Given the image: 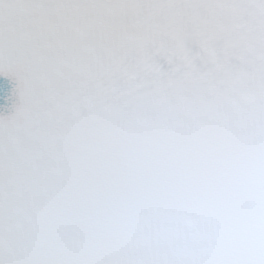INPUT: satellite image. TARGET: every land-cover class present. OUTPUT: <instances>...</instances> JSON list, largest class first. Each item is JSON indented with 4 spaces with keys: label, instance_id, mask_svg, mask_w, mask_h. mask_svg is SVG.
Returning a JSON list of instances; mask_svg holds the SVG:
<instances>
[{
    "label": "snow or ice",
    "instance_id": "6c2138e0",
    "mask_svg": "<svg viewBox=\"0 0 264 264\" xmlns=\"http://www.w3.org/2000/svg\"><path fill=\"white\" fill-rule=\"evenodd\" d=\"M0 264H264V0H0Z\"/></svg>",
    "mask_w": 264,
    "mask_h": 264
}]
</instances>
